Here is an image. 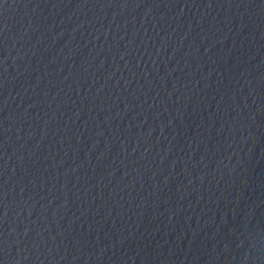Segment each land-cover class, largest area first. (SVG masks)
<instances>
[{"label":"water","instance_id":"1","mask_svg":"<svg viewBox=\"0 0 264 264\" xmlns=\"http://www.w3.org/2000/svg\"><path fill=\"white\" fill-rule=\"evenodd\" d=\"M0 264H264V0H3Z\"/></svg>","mask_w":264,"mask_h":264},{"label":"snow or ice","instance_id":"2","mask_svg":"<svg viewBox=\"0 0 264 264\" xmlns=\"http://www.w3.org/2000/svg\"><path fill=\"white\" fill-rule=\"evenodd\" d=\"M0 3H3V0H0Z\"/></svg>","mask_w":264,"mask_h":264}]
</instances>
